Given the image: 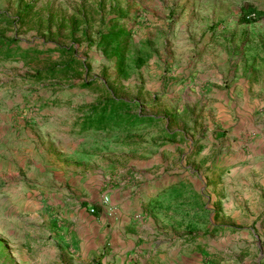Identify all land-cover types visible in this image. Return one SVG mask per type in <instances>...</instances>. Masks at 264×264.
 <instances>
[{
  "label": "rangeland",
  "instance_id": "rangeland-1",
  "mask_svg": "<svg viewBox=\"0 0 264 264\" xmlns=\"http://www.w3.org/2000/svg\"><path fill=\"white\" fill-rule=\"evenodd\" d=\"M249 6L264 12V0H0V37L41 54L0 57V264H139L148 250L163 253L152 264H264V13L247 19ZM113 27L129 31L122 65L99 42ZM107 96L153 121L75 130ZM45 122L69 155L35 136ZM174 175L188 189L134 199Z\"/></svg>",
  "mask_w": 264,
  "mask_h": 264
},
{
  "label": "trees",
  "instance_id": "trees-1",
  "mask_svg": "<svg viewBox=\"0 0 264 264\" xmlns=\"http://www.w3.org/2000/svg\"><path fill=\"white\" fill-rule=\"evenodd\" d=\"M28 6H26L21 15L17 18L23 19V13L27 12ZM242 13L247 19H256L263 15V11L249 6L242 9ZM129 37V31L123 27H113L112 30L101 34L100 43L103 44V48L112 46L115 52H120L119 60L121 65L123 64V49L120 48L119 41L122 39L127 40ZM17 45V39L0 37V57L2 58H15L19 60H24L26 62L30 60H36L40 58V53L34 51L33 49H22ZM16 47L13 52L12 49ZM60 53L65 54L70 51L69 47H59ZM121 49V51H120ZM13 52V53H12ZM137 64H141L143 59L137 57ZM75 63L74 59H69L63 62V64H52L47 67L37 69L29 75L31 82H40L45 79L54 78L59 75H63L71 70ZM80 86L83 88H88L93 85L92 80L77 81V83L71 84V86ZM130 102L121 100L116 97L107 96L99 102H96L89 107H87L86 114L82 117V128L90 129L94 128L97 130H103L108 128H119L123 130H132L139 125L147 124L153 121L152 117H145L140 114H133L128 109ZM98 207V206H97ZM99 209V207H98Z\"/></svg>",
  "mask_w": 264,
  "mask_h": 264
},
{
  "label": "crops",
  "instance_id": "crops-1",
  "mask_svg": "<svg viewBox=\"0 0 264 264\" xmlns=\"http://www.w3.org/2000/svg\"><path fill=\"white\" fill-rule=\"evenodd\" d=\"M82 121H83V119L80 118L78 121L74 122L73 126L76 128L75 130H78V131H81V132L88 131V130L97 131V129H94V128L83 129L82 128ZM48 123L50 124L51 122H45L44 127H40L41 131H38L35 136L39 137L41 140H44L45 143L48 144L47 148L50 147L49 148V152H50L51 156L55 157L56 155H59L60 157H65L68 153H65L62 150L56 149L53 145H51V144H53L55 142V140H57V135H54V132H52L53 131L52 129H54V128L50 127V125H48ZM143 125H146V124H142V125H139V126H143ZM108 129H103V130H108ZM126 131H129V130H126ZM30 135H32V134H30ZM156 154L157 153H155V155ZM158 158L159 157L154 156V157H151V158L147 159L146 160V166L147 167H152V165H154L156 163V161H158ZM58 166L61 167V169H64V168L67 167L65 164L61 166L60 162H59ZM105 167L107 169H110V170L116 168L114 163H110V165L107 164ZM100 170H102L101 167L97 166V169L93 170V171L99 172ZM58 172L61 173L62 171H58ZM141 172L145 173V177H148V176L151 177L153 175V173H151V172H153V168L148 169V171H146V172H145V170L142 169ZM155 173H158V172H155ZM87 175L91 176V174H87ZM138 181H141L140 185H142L145 180H143L142 177H141ZM146 183H147V181H146ZM149 183H152V181H149ZM153 185H154V188L151 185L152 188L150 187V190H147L146 193L142 194V196L144 195L146 197H142L139 193L138 194L135 193L136 195H134V199L138 200L140 204L151 205L153 202H159V198L161 196H163L164 194H166V193H169V192L175 191V190H178V191L185 190V189H188V186H190L188 180H185V178H179L176 175H174V176H172L170 178H166L165 181L160 182V184H158V185H156V184H153ZM83 199H84V197L80 198L79 200L81 201ZM142 200H144V202H142ZM81 204H83L82 201L80 203H75L74 206L71 205V207H75V210L80 209L79 215L82 214V212H83L81 210L82 209ZM157 204H159V203H157ZM160 204H162V202ZM171 208H172V210H169L167 212L168 216L166 214L165 215H166V217H170L171 222H173L172 219L176 218V215L174 214L173 207H171ZM100 213H101V215L104 213L103 209H101ZM125 214L126 213L124 212V214H122V217L127 219ZM88 217H90L91 219L93 217L94 219L97 220L96 222H98V220L102 221V220L106 219L105 217L102 219V216H99V218H97V217H94L92 215H88ZM163 217H164V215H163ZM138 236H140V235H138ZM138 236L133 235L132 237L129 238V240H132L134 242L135 240L138 239ZM141 239L146 242L145 238H141ZM146 246H147V244H146ZM149 249H151V248L149 247ZM171 252H173V250H170V253ZM155 254H157L159 256L163 255V253H159L158 254L157 250H152L151 252H150V250H148V252L143 255L144 258H139V264H152L151 260H153V255H155ZM168 254H169V252H168Z\"/></svg>",
  "mask_w": 264,
  "mask_h": 264
},
{
  "label": "built area",
  "instance_id": "built-area-1",
  "mask_svg": "<svg viewBox=\"0 0 264 264\" xmlns=\"http://www.w3.org/2000/svg\"><path fill=\"white\" fill-rule=\"evenodd\" d=\"M107 200H108V197H104L103 202L105 203V202H107ZM89 211L93 213V212H94V208L91 207V208L89 209Z\"/></svg>",
  "mask_w": 264,
  "mask_h": 264
}]
</instances>
